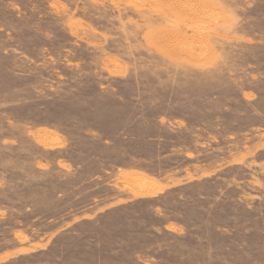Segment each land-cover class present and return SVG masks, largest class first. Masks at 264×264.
I'll return each mask as SVG.
<instances>
[{
  "label": "rangeland",
  "instance_id": "rangeland-1",
  "mask_svg": "<svg viewBox=\"0 0 264 264\" xmlns=\"http://www.w3.org/2000/svg\"><path fill=\"white\" fill-rule=\"evenodd\" d=\"M0 264H264V0H0Z\"/></svg>",
  "mask_w": 264,
  "mask_h": 264
},
{
  "label": "bare ground",
  "instance_id": "bare-ground-1",
  "mask_svg": "<svg viewBox=\"0 0 264 264\" xmlns=\"http://www.w3.org/2000/svg\"><path fill=\"white\" fill-rule=\"evenodd\" d=\"M47 138H48V137H47ZM47 138H46V139H47ZM46 139H45V140H46ZM49 139H50V138H49ZM52 140H53V139H52ZM52 140H51V141H52ZM47 141H48V139H47ZM53 141H54V140H53ZM48 142H50V141H48ZM150 187H151V186H150Z\"/></svg>",
  "mask_w": 264,
  "mask_h": 264
}]
</instances>
